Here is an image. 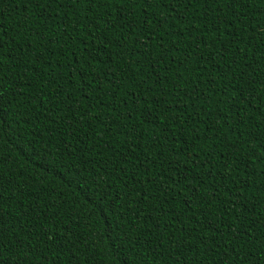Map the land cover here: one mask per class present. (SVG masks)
Segmentation results:
<instances>
[{"label": "trees", "instance_id": "16d2710c", "mask_svg": "<svg viewBox=\"0 0 264 264\" xmlns=\"http://www.w3.org/2000/svg\"><path fill=\"white\" fill-rule=\"evenodd\" d=\"M8 264H264V0H0Z\"/></svg>", "mask_w": 264, "mask_h": 264}, {"label": "snow or ice", "instance_id": "6c2138e0", "mask_svg": "<svg viewBox=\"0 0 264 264\" xmlns=\"http://www.w3.org/2000/svg\"><path fill=\"white\" fill-rule=\"evenodd\" d=\"M0 264H8V260L3 255H0Z\"/></svg>", "mask_w": 264, "mask_h": 264}]
</instances>
